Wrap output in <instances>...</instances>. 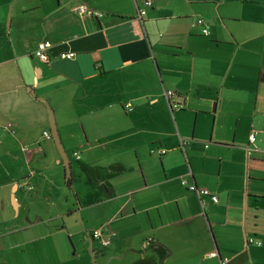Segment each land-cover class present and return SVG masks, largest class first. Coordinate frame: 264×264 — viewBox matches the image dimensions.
<instances>
[{
	"label": "crops",
	"instance_id": "crops-1",
	"mask_svg": "<svg viewBox=\"0 0 264 264\" xmlns=\"http://www.w3.org/2000/svg\"><path fill=\"white\" fill-rule=\"evenodd\" d=\"M80 4L100 16H77ZM42 41L46 63L33 55ZM50 116L62 148L100 169L102 194L83 197L94 203L73 194L78 211H108L77 226L87 247L102 252L92 239L101 229L133 264H264V0H0V237L20 216L18 231L50 232L52 219L32 210L41 200L49 210L40 196L62 165Z\"/></svg>",
	"mask_w": 264,
	"mask_h": 264
},
{
	"label": "rangeland",
	"instance_id": "rangeland-1",
	"mask_svg": "<svg viewBox=\"0 0 264 264\" xmlns=\"http://www.w3.org/2000/svg\"><path fill=\"white\" fill-rule=\"evenodd\" d=\"M63 150L65 154L68 155L70 173H72L70 186H66L64 183L63 165H60L55 169L56 171H53V173L57 172L55 178L58 180V184H53L51 180L45 181L46 186L43 195L40 196L51 198L52 204L49 210H46L47 206L44 200L38 201L32 205V210L37 212L38 217L41 219H52L50 227L47 228L50 232L44 237L45 233L43 234L41 230L35 233L30 231H18L17 229L24 226L27 221L25 216H20L10 227L9 231L11 232L0 237V264H89L90 256L88 254L85 238L82 237L79 239L75 231L77 230V226H80V228L85 226L86 229H92V226L96 222L102 223V221L107 218L103 209L106 211L107 209L105 206L98 205L94 208L78 211V199H75L73 194L77 193V195H80L81 200L79 201L82 206L85 205L87 201L94 203L96 200L92 199L85 201L83 197L87 198L88 193L94 188H98L99 194H102V190H104L102 184L94 178L97 171L100 169L96 165L92 167L81 166V162L75 160L72 156V150ZM50 168H54L53 165L50 166ZM53 173L48 175V179L53 178ZM34 185L35 190L41 187L40 182ZM26 194V198H30L29 193ZM116 204V201H111L112 209ZM27 209L29 208L25 206L23 211H27ZM64 213H69V215L63 216ZM6 217L5 215L0 216L2 220ZM80 217H82L83 222L80 221ZM64 223L67 225L68 231L74 233L72 236L68 235L65 232L66 230L64 231V229H66L63 228ZM4 231L5 230H1L0 228V233ZM22 242L25 243L22 244ZM93 245L97 264L134 263V258L126 253V248H124L121 253L116 243L115 248L113 244L110 243L101 253H99L100 249L97 245ZM137 258L138 260L141 259V252ZM136 264L146 263L139 261Z\"/></svg>",
	"mask_w": 264,
	"mask_h": 264
},
{
	"label": "built area",
	"instance_id": "built-area-1",
	"mask_svg": "<svg viewBox=\"0 0 264 264\" xmlns=\"http://www.w3.org/2000/svg\"><path fill=\"white\" fill-rule=\"evenodd\" d=\"M143 3L147 6L150 7L152 4L153 0H142ZM133 2H135V0H133ZM73 12L79 16V17H89V16H100L98 13L95 12H91L89 9H87L83 4L77 5L75 7H73ZM144 14L143 10H138V18H140V16H142ZM197 25L201 24V20H197L196 21ZM202 32L204 34H207V29L206 27L204 29H202ZM50 43L47 41H42L39 42L36 46V50L34 51V57H36L40 62L46 63L49 61V55H48V50L50 48ZM74 57L73 53H60L58 55L59 59L62 60H70ZM169 96H172L171 92H166L165 93V97L169 98ZM129 107V105L125 106V109L127 110V108ZM173 108L176 107V105H172ZM42 136L45 139H49V134L47 131L42 132ZM255 140V133L251 132L248 136V142L247 145L245 146V153L247 155V157H250L253 153H255V149L253 148V143ZM186 141L180 139L179 143H178V149L180 151L183 152V149L186 145ZM158 154H164V151L159 150ZM180 184L182 187H184L188 192L194 194L196 196V198L198 200L207 197L209 199V201L211 203H216L217 202V198L215 195L211 194L207 189L205 188H201V187H197L194 184H188L185 180H180ZM29 188V187H27ZM112 234L107 231V232H103L101 229H97L92 233V239L98 243V245L101 248H105L107 247V245L109 244V241L111 240ZM247 242L249 244L253 243L252 239H248ZM258 245V243H256ZM210 256L214 257L216 256L215 253H211ZM227 261V259H221L219 260V264H225Z\"/></svg>",
	"mask_w": 264,
	"mask_h": 264
},
{
	"label": "water",
	"instance_id": "water-1",
	"mask_svg": "<svg viewBox=\"0 0 264 264\" xmlns=\"http://www.w3.org/2000/svg\"><path fill=\"white\" fill-rule=\"evenodd\" d=\"M50 133H51V139L52 141L54 142V145L55 147L57 148V151L59 153V156H60V159L62 161V165H63V168H64V172H65V179L68 180L70 178V164H69V159L67 158L62 146H61V143L59 141V137H58V134H57V130H56V127H55V123H54V120L53 118L50 116ZM88 243V254H89V258H90V264H97L95 262V254H94V250L91 249V246H92V241L89 240L87 241Z\"/></svg>",
	"mask_w": 264,
	"mask_h": 264
},
{
	"label": "trees",
	"instance_id": "trees-1",
	"mask_svg": "<svg viewBox=\"0 0 264 264\" xmlns=\"http://www.w3.org/2000/svg\"><path fill=\"white\" fill-rule=\"evenodd\" d=\"M205 25H206V24H204V23H202V22H201V24L199 25V26H201V30H200V32H201V35H202V36H207V35H208V28H207ZM205 27H206V29H207V34H204V33L202 32V29H204ZM171 94H172V96H169V98H167V99H169V100L172 99V97H173L174 94H173L172 92H171ZM169 100H168V101H169ZM168 104H169L171 110L181 108V104H179V103H174V102H170V101H169ZM173 104L176 105L175 108L172 107ZM125 110H126V109H125ZM254 133H255V132H254ZM248 136H249V135H248ZM247 141H248V138H247ZM68 184H69V180H67V182H66V185H67V186H68Z\"/></svg>",
	"mask_w": 264,
	"mask_h": 264
}]
</instances>
